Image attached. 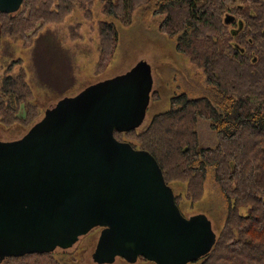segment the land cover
Instances as JSON below:
<instances>
[{"label":"trees","instance_id":"1","mask_svg":"<svg viewBox=\"0 0 264 264\" xmlns=\"http://www.w3.org/2000/svg\"><path fill=\"white\" fill-rule=\"evenodd\" d=\"M96 0H23L17 12L0 13V39L30 47L42 28L61 23L75 5L86 18ZM102 12L123 26L132 24L142 6L164 18L160 33L175 39V51L201 67L209 95H173L169 106L153 114L142 129L114 132L119 141L150 153L167 185L176 183L190 205L203 197L208 169L226 205L225 219L212 250L190 264H264V0H99ZM80 24L70 26L72 39ZM98 60L102 73L114 58L118 30L113 21L98 23ZM18 61L3 70L0 126L28 130L39 118L34 91ZM206 95V94H205ZM159 95L151 93V100ZM198 119L208 121L215 147L201 148ZM247 208L241 214L240 208ZM142 259V258H141ZM145 261V260H141ZM0 264H61L52 253L9 257Z\"/></svg>","mask_w":264,"mask_h":264},{"label":"water","instance_id":"2","mask_svg":"<svg viewBox=\"0 0 264 264\" xmlns=\"http://www.w3.org/2000/svg\"><path fill=\"white\" fill-rule=\"evenodd\" d=\"M22 1L0 0V13ZM152 83L139 60L50 104L19 139L0 141V263L67 250L95 228L94 264H190L212 250L208 218L184 217L154 157L114 136L142 125Z\"/></svg>","mask_w":264,"mask_h":264},{"label":"rangeland","instance_id":"3","mask_svg":"<svg viewBox=\"0 0 264 264\" xmlns=\"http://www.w3.org/2000/svg\"><path fill=\"white\" fill-rule=\"evenodd\" d=\"M145 7L142 6L134 13L132 24L126 27L105 16L102 3L96 0L91 7L89 18L85 17L83 8L75 5L61 23L49 24L42 28L34 36L30 47H23L21 40L1 38L0 81L8 63L18 61L11 74L17 75L21 69L25 72L26 81L34 91V102L39 107L40 119L50 104L65 97H72L86 86L121 75L139 60H145L153 80L152 92L160 97L157 101L150 100L145 120L138 129L145 127L153 114L167 109L169 99L173 95L185 93L189 98L209 95L202 68L192 64L187 56L175 51V39H170L158 31L157 24L164 15H148ZM100 20L113 21L118 30V42L110 64L102 73L95 74ZM76 23L80 24L77 30L80 36L74 40L70 37L69 28ZM208 97L213 100L212 96ZM196 131L201 148L215 147L217 140L208 121L198 119ZM25 132L26 130L18 125L9 128L0 126V141L19 139ZM213 173L210 167L201 200L190 205L183 199L179 209L184 217L205 215L211 222L213 231L217 233L224 223L226 205L214 182ZM176 185H170L173 193L184 197V192L177 190ZM239 211L246 214L248 210L242 207ZM98 236L99 231L92 229L81 236L71 248H57L52 254L61 264H94L91 255ZM112 264L132 263L116 258ZM133 264L145 262L136 260Z\"/></svg>","mask_w":264,"mask_h":264},{"label":"flooded vegetation","instance_id":"4","mask_svg":"<svg viewBox=\"0 0 264 264\" xmlns=\"http://www.w3.org/2000/svg\"><path fill=\"white\" fill-rule=\"evenodd\" d=\"M95 230H98V231L100 232V230H102V229H101V228H95ZM55 250H56V249H55ZM55 250H54V251H55ZM120 259H121V258H120ZM121 260H123V259H121ZM137 260H144V259H141V258L139 257ZM123 261H124V260H123ZM125 262H126V261H125ZM143 262H145V264H146V263H151V262H148V261H146V260L143 261Z\"/></svg>","mask_w":264,"mask_h":264}]
</instances>
